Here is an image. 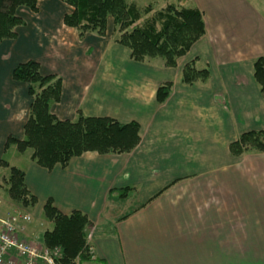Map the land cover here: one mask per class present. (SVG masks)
Returning a JSON list of instances; mask_svg holds the SVG:
<instances>
[{"label": "crops", "instance_id": "0c3cea01", "mask_svg": "<svg viewBox=\"0 0 264 264\" xmlns=\"http://www.w3.org/2000/svg\"><path fill=\"white\" fill-rule=\"evenodd\" d=\"M134 2L154 10L187 3L201 13L205 34L166 68L159 58L132 61L115 42L111 18L104 36L79 39L62 22L72 9L58 0H38L36 13L16 12L24 26L0 44V160L18 168L15 147L5 143L23 137L32 99L12 71L27 61L42 75L60 77V100L50 108L57 119L81 114L133 122L139 143L127 154L87 152L50 171L29 152L18 169L36 204L7 203L10 213L4 209L2 218L13 210L30 215L21 236L43 247L42 235L52 228L42 215L48 199L63 215L82 213L93 228L91 254L76 264H264V153L237 158L228 149L242 133L264 132V96L253 78L254 62L264 58V6L258 0ZM188 64L207 70L208 78L184 84ZM165 84L169 96L158 104L156 91Z\"/></svg>", "mask_w": 264, "mask_h": 264}, {"label": "trees", "instance_id": "16d2710c", "mask_svg": "<svg viewBox=\"0 0 264 264\" xmlns=\"http://www.w3.org/2000/svg\"><path fill=\"white\" fill-rule=\"evenodd\" d=\"M70 7L72 12L64 15L63 25L73 28L82 39L85 34L104 36L108 19L113 20L117 33L115 42L128 49L136 63L159 58L166 68H174L177 59L186 55L204 34L201 13L195 8H176L167 5L154 10L151 6L139 7L134 0H58ZM38 0H0V44L16 37L15 28L24 26L17 11L25 8L37 12ZM207 70H196L191 64L184 67L182 82L186 85L196 80L205 81ZM253 78L264 96V58L253 64ZM12 80L28 85L27 93L32 99L21 140L8 138L5 147L14 146L18 153L30 151V160L39 167L52 170L65 167L72 158L87 152L100 155L127 154L139 143V127L136 123L120 124L110 118L84 117L78 114L73 121L57 119L50 111L60 100L62 81L55 75H42L39 65L27 61L12 71ZM170 93V84L156 91V102L162 104ZM234 157L254 152L264 153V132L242 133L228 146ZM0 168L8 169L5 179L9 200L20 209L35 206L36 198L27 190L23 171L9 167L0 160ZM128 191V189H127ZM126 193L121 194L124 198ZM45 220L52 228L43 233V247L60 253L58 264H76L90 259L87 232L90 224L85 215L73 211L61 214L50 199L42 209Z\"/></svg>", "mask_w": 264, "mask_h": 264}, {"label": "built area", "instance_id": "2783aa9c", "mask_svg": "<svg viewBox=\"0 0 264 264\" xmlns=\"http://www.w3.org/2000/svg\"><path fill=\"white\" fill-rule=\"evenodd\" d=\"M30 221V215L16 210L0 219V264H58L61 257L57 249L49 250L21 236Z\"/></svg>", "mask_w": 264, "mask_h": 264}, {"label": "rangeland", "instance_id": "374dc122", "mask_svg": "<svg viewBox=\"0 0 264 264\" xmlns=\"http://www.w3.org/2000/svg\"><path fill=\"white\" fill-rule=\"evenodd\" d=\"M258 2L261 4V8H263V6H264V2L262 1V0H258ZM137 4V3H136ZM253 6L255 7V6H257V5H254L253 4ZM140 7V6H139ZM184 7H190L189 6V4H187V3H185L184 4ZM142 8H144V7H142ZM12 149H9L8 150V152L6 153L7 154V156L9 157H11L12 156V151H11ZM29 152L30 151H25L24 153H18V152H16L15 154H16V156H17V159H14V161H16V162H14V164L18 167V168H21L22 167V165L24 164V160L27 158V156H28V154H29ZM29 155H31V152H30V154ZM3 160H6V158L5 157H3ZM1 169H3V168H1ZM7 177H8V171H1L0 170V207H1V209L0 210H2V213H0V219L3 217V216H5V214L3 213L5 210H8L9 211V213H10V209H7L6 208V206H7V203H12L10 200H9V198H8V196H7V193L5 192L6 191V184H5V179H7ZM13 204V203H12ZM122 208H125L126 207V209H127V207L128 206H126V205H122L121 206ZM5 209V210H4ZM126 209H124L123 211H122V213H124L125 211H127ZM91 229L93 230V228H89V231L87 232V240L89 239V235L91 234V236H92V233H91ZM89 242V240L87 241V243Z\"/></svg>", "mask_w": 264, "mask_h": 264}]
</instances>
